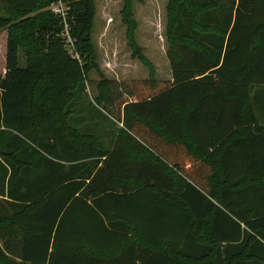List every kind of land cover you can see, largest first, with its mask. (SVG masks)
Instances as JSON below:
<instances>
[{"label": "trees", "instance_id": "obj_1", "mask_svg": "<svg viewBox=\"0 0 264 264\" xmlns=\"http://www.w3.org/2000/svg\"><path fill=\"white\" fill-rule=\"evenodd\" d=\"M65 1L79 60L48 0H0V264H264V166L229 162L264 84V0H167L171 79L116 102L106 77L86 90L94 1Z\"/></svg>", "mask_w": 264, "mask_h": 264}, {"label": "rangeland", "instance_id": "obj_2", "mask_svg": "<svg viewBox=\"0 0 264 264\" xmlns=\"http://www.w3.org/2000/svg\"><path fill=\"white\" fill-rule=\"evenodd\" d=\"M94 17L92 42L96 51L98 71L91 70L86 90L89 97L96 93V83L103 76L110 80L113 101L125 97L126 81L143 80L154 77L157 80H170L171 70L167 58L170 39L166 33L167 0H133L130 10L135 23L133 39L139 52L133 53L128 44V26L123 21L124 0H93ZM0 30V75L5 72L6 36ZM141 56V58H140ZM19 64L23 65L22 53ZM109 110L115 116L118 108L112 105ZM118 127L120 124H116ZM116 130V129H115Z\"/></svg>", "mask_w": 264, "mask_h": 264}, {"label": "crops", "instance_id": "obj_3", "mask_svg": "<svg viewBox=\"0 0 264 264\" xmlns=\"http://www.w3.org/2000/svg\"><path fill=\"white\" fill-rule=\"evenodd\" d=\"M2 34V38L5 36L7 38L4 32ZM249 103L251 112L242 113L244 122L237 127V142L229 161L230 165L243 169L264 166V84L252 87L249 93ZM249 107L246 106V108ZM260 178L245 176L238 180V184L240 186L257 184L260 182ZM248 197L250 196L245 198L248 200Z\"/></svg>", "mask_w": 264, "mask_h": 264}, {"label": "built area", "instance_id": "obj_4", "mask_svg": "<svg viewBox=\"0 0 264 264\" xmlns=\"http://www.w3.org/2000/svg\"><path fill=\"white\" fill-rule=\"evenodd\" d=\"M49 4L47 9L52 12L58 19L62 27L59 35L61 41L68 54L73 58L80 59L79 53L76 50V39L71 35L70 28L71 24L74 22L71 15V6L65 0H48Z\"/></svg>", "mask_w": 264, "mask_h": 264}]
</instances>
